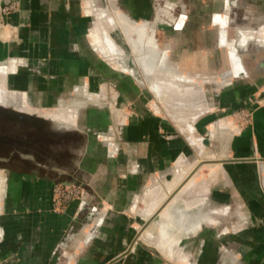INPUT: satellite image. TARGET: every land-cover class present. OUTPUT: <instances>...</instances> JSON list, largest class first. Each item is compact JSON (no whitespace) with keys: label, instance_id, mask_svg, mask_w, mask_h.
Returning <instances> with one entry per match:
<instances>
[{"label":"crops","instance_id":"0c3cea01","mask_svg":"<svg viewBox=\"0 0 264 264\" xmlns=\"http://www.w3.org/2000/svg\"><path fill=\"white\" fill-rule=\"evenodd\" d=\"M16 1L17 11L0 23V71H6L2 83L15 92L10 96L20 97L31 109L35 108L30 102L38 109L59 104L60 109L77 108L71 125H56L86 136L83 148L71 149L79 156L76 170L62 181L82 187L83 196L56 214L51 210L50 188L54 176L63 171L55 173L52 165L46 167L47 161L45 167H0V264H260L264 259V107L254 111L250 129L228 140L226 155L217 159L226 161L214 163L215 171L204 182L195 178L192 189L182 194L189 202L180 201L169 213V218L181 221L176 225L185 233L176 244L192 243V257L190 252L175 253L176 244L169 253L158 248L157 255L138 237L146 205L156 197L150 196L141 209L136 201L149 181L181 155L192 153V142L168 118L142 104L122 128L128 146H121L117 156L108 155L105 144L96 140L108 117L79 100L86 99L84 87H76L87 83L94 91L106 75L118 77V69L101 54L92 31L97 17L105 24L111 21L108 36L125 54L111 36L117 25L110 11L116 8L128 21L149 23L143 31L151 34L154 63L162 71L159 78L192 81L195 96L199 87L207 85L202 91L210 100L206 111L211 115L193 121L194 129L201 130L217 112L237 110L264 83V0H105L110 4L107 13L95 8L97 0ZM155 23L162 26L158 36L174 37L167 39L169 45L155 44ZM123 38L136 56L127 36ZM119 76L126 83L127 74ZM180 120L181 129L186 120ZM214 132L210 131L211 144L218 141L213 140ZM193 146L204 150L198 143Z\"/></svg>","mask_w":264,"mask_h":264},{"label":"rangeland","instance_id":"374dc122","mask_svg":"<svg viewBox=\"0 0 264 264\" xmlns=\"http://www.w3.org/2000/svg\"><path fill=\"white\" fill-rule=\"evenodd\" d=\"M12 2L13 1L0 4V11L3 14L2 16H0V23L5 15L17 11L18 2L16 0H14V3ZM95 3V8H103L105 12L108 11V5L110 6V4L105 2V0H97ZM98 11H96V13H98ZM175 12H178L177 8L175 9ZM95 16L97 17V15ZM146 20L152 21V19ZM158 27L159 29L161 28L160 31L162 32V26H159L155 23L154 30L156 32L157 46L161 47L166 43L167 45H169L167 39L170 38L169 40L171 41V39H173L174 37L172 36L164 38V36L162 35L158 36ZM119 30H121L119 27L114 26L112 28L113 33L111 36L114 38L118 45L125 49L126 53L124 54L123 51H120L119 47V51L117 53L113 52V50L111 49L110 51L108 49H104L103 51H101V54L105 55L106 59H111L112 65H114V67L118 69V77L111 78L109 75H106L105 78L97 83L96 89L94 91L89 89L87 83H83L80 86L76 87V89L78 87H80V89L84 87L83 92H87L90 95H96V98L94 100L95 102L88 101L84 98L79 97L78 99L83 100L86 103L85 105H88L89 107L92 106L96 111H98V113L102 114L105 112L108 117L106 126L103 130H101V132L97 134L96 140L98 139L100 143L105 144L108 155L117 156L121 146H128V143L123 138L122 128L127 125L129 117L134 115V108L145 104L146 107H148L152 111H155L157 114L163 115L168 118L172 123H174L177 129L180 130L182 136L185 137L186 140L188 139L192 142V153L190 155H181L177 161L170 165L167 171L161 173L159 176L157 175L156 179L149 181L144 193H142L143 195H140L138 201H136V206L138 207V209H141L144 208L146 204L145 202H147V200L151 198L150 196L153 195L152 197H156V194L158 195L159 193H164V190H166V185L170 183L175 176L179 175L185 170L186 171L182 173V176H185L189 170V172L191 173L198 166H200L201 168L199 167L200 170L198 171L196 180H198L199 182H204L205 179L209 178L210 173L215 171V167L213 164H219L221 163L220 161L225 160L221 159L216 161L218 158H221V155H226L225 151L227 150L228 140L236 135H240L245 130L250 129L253 125L254 111L264 107V83L256 86L254 91H252L251 94L244 100L243 105L237 110L230 113L217 112L218 114H216V116L213 115V119L207 122L204 125L203 129L195 130L193 121H195L196 118L204 119L211 115V112L206 111L210 109V100L203 96V91L207 87V85L202 87L203 91L201 90V87H199V90H197V92L195 93L196 96L194 95V91L196 90L192 88V81L186 80L184 81V83L174 82L176 86L178 84L186 86L184 94L179 93L176 89V91H173V89H170L171 91L168 92L165 91L164 89H162L163 87H161V84H158L156 82V73L154 77L150 74L147 75L145 69L143 67L141 68V65L137 63V61L135 60L136 56L134 54H131V50L123 38L124 35L122 37ZM170 60H174V57L170 58ZM119 61L121 63H119ZM123 63L124 65L128 66V70L123 65ZM124 70L126 71L124 72ZM123 73L124 75L126 73L128 77L126 83L124 81V77L121 78V76H119L123 75ZM111 79L113 81H111ZM114 80L116 81V83H114ZM181 81H183V79H181ZM157 87H161L159 88L160 90H158ZM4 88L5 91L4 89L3 91L5 98H9L11 92L14 91L9 89L6 90L5 85ZM127 92H131V97L126 95L128 94ZM21 94L24 95L23 93ZM199 94H201V96H199ZM73 99L77 100V96H73L72 100ZM30 103L32 104L33 108L39 111L56 113L60 110V104L54 107H41L38 109L33 105L32 102ZM1 106L13 109L9 106ZM61 110L64 109L61 108ZM180 116L183 117L184 120H186V124H183V128L181 129L177 124L179 123V121L180 123L182 121L180 120ZM76 117L77 113L75 115V118ZM38 119H42V121L52 123L54 130L50 135V141L46 144V146L44 145V143L37 144L36 148L33 149V151H36L35 154H30L32 156L35 155L36 157H33V159L31 160H27V162L20 163L26 168L32 166L45 167L44 161H47L46 167L52 165V167L54 168V172L57 170L63 171L61 174L54 176V180L52 181V185L50 188L51 210L52 212L59 214L62 213L72 203H79L82 199V187H79L76 184H68L70 183V181H67V183H63L62 181L67 179V175L69 173L76 170V165H74V163L79 158V156H76V154L74 155V152H72L71 149L77 148V150H80V148H83L82 139H84L86 136L84 134H79L74 130L58 129L55 121L51 120L50 118L39 116ZM211 130L215 131L218 139L215 144L213 142L211 144ZM204 138L209 141V145L203 144L202 141ZM195 143H198V145H200L204 150H197L196 148H194L193 145ZM114 147H116V150H114ZM227 160L229 159L227 158ZM133 166L135 170L138 168V165L136 164H134ZM130 170L131 169H129L128 171ZM168 176L170 178H167ZM1 179L2 177L0 176V180ZM201 186L203 188V185ZM170 196L171 195H169L164 202H166V200H168ZM180 199L184 203L189 202V200H186L187 197H184L182 194L180 195ZM152 203L153 201H151L148 206L146 205V212L142 214V219L144 220V222L150 218L152 219V217H154L155 215V217H157L158 211L154 212L153 214L149 212ZM134 213H136V211ZM155 219L151 220L145 228H142V224L144 222L140 225L141 227H139L138 237L144 242L142 246H148L154 251L155 254L160 255L158 254L160 252L157 251L158 248L163 249L166 253H169L170 247L172 249V246L176 244V240L178 239V237L181 234H185L183 232L184 229L179 226L181 224V221L175 220V217L173 216L169 219H165L164 217V220L162 219V221H158L159 218H157L156 220ZM155 221L158 222L154 227V232L149 236L143 235V238L140 237L141 232ZM158 239H160V241ZM165 240H168L167 244L165 243ZM187 252H190L192 257V243L188 244L182 241L176 244L175 253L183 255ZM162 263L164 264L163 261ZM260 264H264V259Z\"/></svg>","mask_w":264,"mask_h":264},{"label":"bare ground","instance_id":"6f19581e","mask_svg":"<svg viewBox=\"0 0 264 264\" xmlns=\"http://www.w3.org/2000/svg\"><path fill=\"white\" fill-rule=\"evenodd\" d=\"M89 11H91V10H89ZM110 13H111L110 16H111L112 20H114L117 27H119L121 29L122 33L127 36L128 40H129V44L138 53L136 55V58H137L136 60L141 65V68L143 67L145 69V72L147 73V75L150 74V75H153V77H154V75L156 73V77H157V78H155L156 82L158 84H161V87H163L162 89H164L165 91H167V92L171 91L170 89H173V91H174L176 89V90H178L179 93L184 94V92H182L184 90L181 89L183 86H176L172 81H164V80H162V78H159L160 77L159 75L162 74V71L159 69V65H158L159 63H154V60L156 59L157 55L152 51V49H153L152 46L149 45L151 34L147 33V32L145 33L143 31L144 27L149 28L148 27L149 23H143V24L138 25L134 21H128V20H126L125 15L116 8H112ZM108 22H109L108 24H105L106 22H103L102 20L99 19V17H97V19H95V25L92 28V31L98 39L99 49L104 50V49H107L108 47H110V49L118 51L117 46L112 43V41L110 40V38L108 36L107 31H108V27H109L111 21H108ZM147 42H148V44L146 45L145 43H147ZM142 48H143V52H141ZM233 53L234 52L230 53L231 56L233 55ZM233 57L236 58L234 55H233ZM145 72H144V74H145ZM0 73H1L0 74L1 75V77H0V92H1L0 93V104L1 105L9 106L15 110L25 111V112H28L31 114H35V115L44 117V118H50L51 120L55 121V123L59 127H67L68 125H71V123L75 117V112L77 110L76 107L68 106V108L65 107L64 110L60 109L59 112H56V113L44 112V111H39V110L29 108L25 103H23L21 101L20 97H17L16 95L12 94L9 98H5V95H4V91H5L4 85L5 84L3 85V83H4L3 79L4 78H2V75L4 76V73H6V71L5 70L3 72L0 71ZM173 75L174 74L172 73V76ZM152 85H154V84H152ZM150 87H151V85H150ZM161 87H157L158 90H160L159 88H161ZM3 89H4V91H3ZM179 89H181V90H179ZM153 90H154V88H153ZM83 93H85L84 95L86 97V100H88V101H94L96 98V95H90L87 92H83ZM158 93H160V92H158ZM179 98H181V97H179ZM216 138H217V136L214 132L213 133V140ZM216 161H218V160H216ZM213 165L215 166L216 164H213ZM199 167L200 166H198L191 173L189 172L190 171L189 170L187 172L188 174L186 173L185 176L184 175L182 176V173H184L186 170L183 171L182 173H180L179 175L175 176L172 179V181L166 185V190H164L165 191L164 193H167V194H164V193H159L158 195L156 194L155 201L152 203V205L149 209L150 210L149 212H151V214H153L154 212L158 211L157 212L158 214L156 217V219L159 218L158 221L159 220L162 221V219L164 217H165V219H168L169 213L172 211V209L175 207V205L181 201L180 195L183 194L184 192H186L188 189L190 191V188L194 184V179L198 176V171L201 168V167L200 168ZM211 170H213V169H211ZM203 177H205V176H203ZM169 195H171V196L168 198V200H166V202H164L165 199ZM162 203H164V204H162ZM158 221H155L154 223L149 225L144 231H142L140 234V237L143 238V235L144 236L151 235L154 232V229H155L154 227ZM161 234H162V232H161ZM149 239H150V237H149Z\"/></svg>","mask_w":264,"mask_h":264},{"label":"flooded vegetation","instance_id":"af4514ba","mask_svg":"<svg viewBox=\"0 0 264 264\" xmlns=\"http://www.w3.org/2000/svg\"><path fill=\"white\" fill-rule=\"evenodd\" d=\"M52 123L0 105V167L26 169L22 157L34 153L37 144H46L52 134Z\"/></svg>","mask_w":264,"mask_h":264},{"label":"water","instance_id":"95a60500","mask_svg":"<svg viewBox=\"0 0 264 264\" xmlns=\"http://www.w3.org/2000/svg\"><path fill=\"white\" fill-rule=\"evenodd\" d=\"M154 30V29H153ZM155 31V30H154ZM156 44V43H155ZM157 45V44H156ZM32 117H35V118H37L38 116H35V115H32ZM203 144H205V145H209V141L206 139V138H204L203 139ZM224 161H226V160H222V161H220L221 163H223ZM167 178H170L169 176L167 177ZM68 184H75V183H68ZM156 216V215H155ZM152 217V219L150 218V219H148L147 221H145L143 224H142V228H145L147 225H148V223H150V221L151 220H153V219H155L156 217Z\"/></svg>","mask_w":264,"mask_h":264},{"label":"built area","instance_id":"2783aa9c","mask_svg":"<svg viewBox=\"0 0 264 264\" xmlns=\"http://www.w3.org/2000/svg\"><path fill=\"white\" fill-rule=\"evenodd\" d=\"M10 1H13L12 3H14V0H0V4L1 3H9ZM3 14H2V12L0 11V16H2ZM111 146V145H110ZM115 149L114 150H116V147H114Z\"/></svg>","mask_w":264,"mask_h":264}]
</instances>
